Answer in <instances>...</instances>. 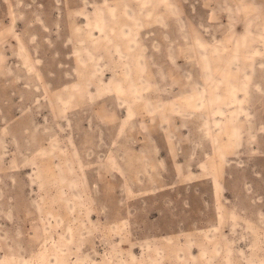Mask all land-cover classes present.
I'll return each instance as SVG.
<instances>
[{"label":"rangeland","instance_id":"obj_1","mask_svg":"<svg viewBox=\"0 0 264 264\" xmlns=\"http://www.w3.org/2000/svg\"><path fill=\"white\" fill-rule=\"evenodd\" d=\"M0 264H264V0H0Z\"/></svg>","mask_w":264,"mask_h":264}]
</instances>
